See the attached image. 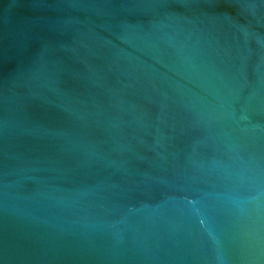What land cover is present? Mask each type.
<instances>
[{"label": "water", "instance_id": "obj_1", "mask_svg": "<svg viewBox=\"0 0 264 264\" xmlns=\"http://www.w3.org/2000/svg\"><path fill=\"white\" fill-rule=\"evenodd\" d=\"M0 264H264V0H0Z\"/></svg>", "mask_w": 264, "mask_h": 264}]
</instances>
